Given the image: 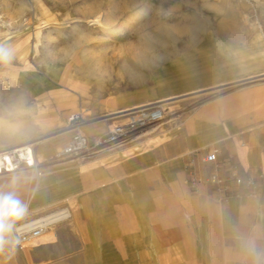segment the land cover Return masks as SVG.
Masks as SVG:
<instances>
[{
  "label": "rangeland",
  "instance_id": "rangeland-1",
  "mask_svg": "<svg viewBox=\"0 0 264 264\" xmlns=\"http://www.w3.org/2000/svg\"><path fill=\"white\" fill-rule=\"evenodd\" d=\"M0 17V153L32 143L38 165L1 174L0 195L26 209L12 225L70 211L39 246L0 233V264H264V0H0ZM152 102L158 129L57 157L71 114L93 141Z\"/></svg>",
  "mask_w": 264,
  "mask_h": 264
},
{
  "label": "built area",
  "instance_id": "built-area-1",
  "mask_svg": "<svg viewBox=\"0 0 264 264\" xmlns=\"http://www.w3.org/2000/svg\"><path fill=\"white\" fill-rule=\"evenodd\" d=\"M127 122L113 126L108 134L90 140L84 132L88 121L83 112L69 116L66 129L72 134L70 142L58 153L59 158L85 159L98 151H109L133 141L134 135L143 127L164 120L166 108L161 104H150L124 112ZM207 164H216L218 151L210 150L204 157ZM36 164L35 150L32 145L6 150L0 153V174L21 169L33 168ZM214 182L220 183L217 175L212 176ZM241 183V179H237ZM48 220L38 218L26 220L12 225L7 232L8 244L17 249L30 247L50 227Z\"/></svg>",
  "mask_w": 264,
  "mask_h": 264
},
{
  "label": "bare ground",
  "instance_id": "bare-ground-1",
  "mask_svg": "<svg viewBox=\"0 0 264 264\" xmlns=\"http://www.w3.org/2000/svg\"><path fill=\"white\" fill-rule=\"evenodd\" d=\"M154 15L152 14V12H150V11H145V12H142L140 15H134V17H132L131 19H130V24L131 25H134V24H138L139 22H142V21H144V20H147V19H150V18H152ZM0 19H1V24L3 23V26H4V24H8V21L7 20H2V17H0ZM141 61H139V63H145V62H147V61H149V59L146 57V56H142V58L140 59ZM98 62L99 63H101V60H99L98 59ZM130 61H129V59H124V60H122L121 61V67H122V69L124 70V71H126V72H131V75H133V77H139V74L136 72V71H134L131 67H130V63H129ZM194 70V72H195V70H197V67L196 68H194L193 69ZM181 72H187V70L186 69H184L183 67H179V68H177L176 69V72H175V74H172V75H169L171 78L172 77H175L176 75H178L179 73H181ZM150 104H161V103H154V102H152V103H147V104H141V105H138V106H135V107H133V108H131L130 110H132V109H136V108H140V107H142V106H145V105H150ZM163 107H164V105L163 104H161ZM129 111V110H128ZM125 112H127V111H125ZM123 114L122 115H126L124 112H122ZM166 118V115H165V117H164V119ZM66 132L67 133H69V131L66 129ZM135 136V135H134ZM30 145H32L33 146V144L32 143H30V144H26V145H23V146H30ZM10 150V149H9ZM3 152V151H2ZM102 152H104V151H102ZM101 151L99 152L98 151V153L97 154H94L93 156H96V155H98V154H100V153H102ZM93 156H91V157H93ZM88 158H90V157H88ZM72 160V159H71ZM35 168H36V166L35 167H33V168H27V169H29V170H35ZM14 172H16V171H14ZM10 173H13V172H10ZM2 174H5V175H7V174H9V173H2ZM1 175V174H0ZM11 176V175H10ZM7 187H6V190H11V188L13 187V180H10V181H8V183H7V185H6ZM69 217V214H68V211H67V209H65V210H62V211H60V212H58V213H55V214H52V215H48V216H46L45 217V220H48V222L50 221V222H52V223H50L51 225L52 224H54L55 222H59V221H63V220H65V219H67ZM49 230V229H48ZM47 230V231H48ZM47 231H45L39 238H37L36 240H38V241H44V240H46L48 237H46V236H43ZM5 238H6V233H5ZM35 240V241H36ZM34 242V241H33ZM7 244V246H8V248L9 249H11V250H14L13 249V247H11L9 244H8V242L6 243ZM33 244V243H32ZM0 251L2 252H7V250L4 248V245H3V243H2V241L0 240ZM8 253V252H7Z\"/></svg>",
  "mask_w": 264,
  "mask_h": 264
},
{
  "label": "clouds",
  "instance_id": "clouds-1",
  "mask_svg": "<svg viewBox=\"0 0 264 264\" xmlns=\"http://www.w3.org/2000/svg\"><path fill=\"white\" fill-rule=\"evenodd\" d=\"M9 55L7 50H0V58L7 60ZM25 210L13 193L0 195V233L10 231L12 223L23 216Z\"/></svg>",
  "mask_w": 264,
  "mask_h": 264
},
{
  "label": "crops",
  "instance_id": "crops-1",
  "mask_svg": "<svg viewBox=\"0 0 264 264\" xmlns=\"http://www.w3.org/2000/svg\"><path fill=\"white\" fill-rule=\"evenodd\" d=\"M136 106V105H135ZM126 109V108H125ZM121 110H123V109H121ZM125 111H127V110H125ZM116 112L117 111H115V112H112V113H109L108 115H116ZM122 112H124V111H122ZM121 116H124V115H121ZM118 117V116H117ZM115 118V117H114ZM111 119V118H110ZM92 124L93 123H91V122H88L87 121V123H86V125H85V127H84V132H85V128L87 129H89V128H91V126H92ZM161 124H162V122L160 123V125H158L157 127H146V128H143L142 130H141V132H142V134L141 135H145V134H147L150 130L151 131H154L155 129H158L160 126H161ZM139 132H137L136 133V135L134 136V139L136 140L140 135H137ZM86 134V133H85ZM94 136V135H93ZM92 136V138H94ZM232 137H234V135H232V134H227V135H225V142H226V144L227 145H231L232 144V140H231V138ZM96 139V138H95ZM238 150V153L240 154V157L243 159V161H244V164H246V166H248V163H247V161H246V148H243V147H239V148H237ZM123 152H124V150H123ZM97 156V155H96ZM93 157H95V156H93ZM93 157H90V158H93ZM177 165V162L176 161H170L169 162V167H172V168H174L175 166ZM37 167H38V165H36V168H35V170L37 169ZM32 171H34V170H31V172ZM67 211H68V214H69V217H70V211L67 209ZM68 217V218H69ZM67 218V219H68ZM66 220V219H65ZM46 237H48L47 238V240H45L44 242H42V243H40V244H38V245H34V246H39V245H41V244H45V243H47V242H49V241H52V240H54L55 239V233L54 232H49V234H47L46 235ZM6 246H7V244H6ZM8 247V246H7ZM219 264H224V263H221V262H218ZM226 264V263H225Z\"/></svg>",
  "mask_w": 264,
  "mask_h": 264
}]
</instances>
